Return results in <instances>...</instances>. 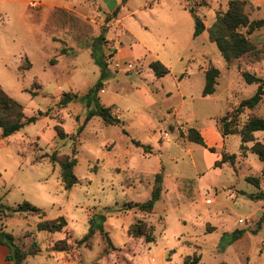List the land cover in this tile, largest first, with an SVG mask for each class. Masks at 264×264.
Segmentation results:
<instances>
[{
  "label": "rangeland",
  "instance_id": "1",
  "mask_svg": "<svg viewBox=\"0 0 264 264\" xmlns=\"http://www.w3.org/2000/svg\"><path fill=\"white\" fill-rule=\"evenodd\" d=\"M229 1L129 0L119 17L128 30L123 45L136 56L123 62L107 45L103 57L113 76L98 93L124 125H107L95 116L77 134L86 106L58 103L63 93L85 95L98 81L101 70L92 47L103 28L113 30V10L121 0H0V88L27 117H39L11 137L4 138L0 130L2 203L17 207L27 201L40 209L0 215V228L13 234L23 251L34 249V243L40 250L23 264H184L193 254L202 256L200 264H264V221L258 226L264 201L249 197L264 192V165L250 151L254 142L243 151L240 136L231 135L226 148L213 145V139L205 148L181 136L189 128L201 132L214 124L221 135L219 119L256 92L257 85L247 84L243 72L264 80V61L246 55L228 67L209 40L208 28L228 10ZM243 1L250 20L264 19V0ZM183 3L193 7L194 24L196 15L208 26L196 39L195 26L190 29L180 15ZM250 40L264 51V29ZM178 53L190 60L180 63ZM157 56L174 74L187 76L182 96L166 103L157 98L153 105L155 90L146 85L143 72ZM200 65L220 70L216 92L208 97L202 96ZM253 117H264V98L240 116V125ZM254 136L264 144V132ZM133 141L151 146V153ZM223 153H235L234 163L218 164ZM53 154L56 161H51ZM64 157L77 160L78 184L69 190L62 179ZM158 173L163 174L162 194L154 210H125L126 204L151 198ZM97 215L106 217V236L96 232L85 242ZM61 216L67 221L62 231L38 230L40 222ZM137 224L151 232L153 243L132 234ZM236 230L245 234L221 252V237ZM65 247L68 251H59Z\"/></svg>",
  "mask_w": 264,
  "mask_h": 264
},
{
  "label": "trees",
  "instance_id": "2",
  "mask_svg": "<svg viewBox=\"0 0 264 264\" xmlns=\"http://www.w3.org/2000/svg\"><path fill=\"white\" fill-rule=\"evenodd\" d=\"M129 0H121L122 4H126ZM191 13H194L193 7L186 5ZM119 12V7L113 12V18H116ZM246 32H243V30ZM264 29V19L250 20L248 14L245 11V2L243 0H230L228 10L225 13H220L216 16V20L213 25L208 28L209 40L216 44L218 50L222 54L228 67H231L237 60L243 56L250 55L254 61H264V51L258 50L253 41L250 40V36L256 31ZM206 31L204 22L197 17L195 21L194 38L199 37ZM107 28H103L101 34L94 40L92 47V58L100 67V77L98 81L89 89L85 95H79L78 93H63L59 101V105L66 107L72 102H81L87 108V116L82 125L78 127L77 134H80L85 125L95 116L100 117L107 125H124V122L115 116L111 108L105 107L99 100L98 93L104 88L105 82L113 76L108 64L103 57L104 48L107 46L106 41ZM115 53V52H114ZM156 77H163L170 73V69L163 65L161 61H153L149 64ZM220 76V70L216 67H210L205 72V86L202 91V96H211L216 92V86L218 84V78ZM247 84H256V92L248 99L242 100L238 107L233 111H228L219 119V128L223 138L231 135H239L241 138V149L247 150L246 144L254 142V145L250 148L251 153L258 156L260 161L264 165V144L261 142H255V133L264 132V117L250 118L246 123L240 125L239 118L246 110H253L257 108L264 98V80L263 78L245 71L242 74ZM41 115V114H39ZM39 119L38 116L27 117L24 113L23 106L7 95L0 88V130L4 138L11 137L21 131L25 126L35 124ZM60 138H65L67 134L60 127L56 128ZM123 133L127 134L123 129ZM182 137H186L191 143H195L202 147L207 148V143L201 132L192 127L187 132H181ZM136 147L143 148L145 153H151V146H145L139 141H133ZM209 150L214 152V147H210ZM236 154H222V159L218 164L234 163ZM56 155L51 156V161H56ZM77 164L75 158L64 157L61 160L62 179L65 185V189L69 190L78 184V179L74 173V167ZM249 181H253L258 185V180L249 178ZM163 174L158 173L155 176V186L151 194V198L144 203H129L125 205V210L138 208L143 212L150 213L154 210L156 203L160 200L162 194ZM249 197L254 201H264V192L259 191L256 194H250ZM40 209L36 206L24 201L17 207L6 206L2 203L0 197V215H6L7 217H13L16 214L23 213H39ZM106 217L104 215H97L93 217L88 234L83 241H87L96 232L106 236L103 223ZM264 221V213L260 219L258 226ZM67 226V221L64 217H59L55 220H47L40 222L37 225L39 231L48 232H60ZM132 234L136 237L144 236L147 243H153L155 238L151 235V232H147V228L142 224H137L132 228ZM245 234V230H236L232 233H226L221 237L219 242V250L225 251L226 248L239 240ZM0 243L9 248V255L7 260L11 264H23L28 256H36L40 250L36 243L33 245L34 249L29 251H23L16 243L13 234L6 232L3 228H0ZM62 252L68 251L67 247L62 248ZM202 256L200 254H193L187 256L184 264H200Z\"/></svg>",
  "mask_w": 264,
  "mask_h": 264
},
{
  "label": "crops",
  "instance_id": "3",
  "mask_svg": "<svg viewBox=\"0 0 264 264\" xmlns=\"http://www.w3.org/2000/svg\"><path fill=\"white\" fill-rule=\"evenodd\" d=\"M126 4H122V6H119L118 15H117L116 18L113 19L114 20V22H113V26H114L113 30L112 29L110 30L109 28H107V32H106V41L108 42L107 45H109L110 47L114 46L115 49H117V52H115L116 53L115 58L118 59V60L121 59L123 62L124 61H128V59L130 57H135L136 56V52H134L130 48H125L124 45H123V38L124 37H128L126 35V33H128L127 32L128 30H126V29H124V27H122V25H121L122 24V22H121L122 20L120 19L119 14H120L123 6L126 5ZM150 5L151 4H149V6ZM116 9H114L113 12ZM180 15L183 18L184 23L187 24L190 29H193L195 24L193 23V19L191 17V12L189 11V9L186 8V5H184V3H183V6H182V12H181ZM206 28H208V26H206ZM206 31H207V29H206ZM193 37H194V35H193ZM208 37H209V35H208ZM194 39H196V38H194ZM184 50L185 49H183V51ZM145 51H147V50H145ZM202 56H204V53L202 54ZM189 57H190L189 55H186L184 53L176 54V59L180 63H184V61H189L190 60ZM155 58L156 59L148 62L147 71L143 72V74L148 77V79L145 80L146 85L147 86H152L153 85V88L155 90L154 93L151 92L152 93L151 102H152L153 105H157L158 104L157 98H160L162 103H166V102H169L174 97L182 96L181 84L183 82L184 77L187 76V72L181 73V75H177V74H174L170 70L169 74H167V75H165L163 77H156L154 71L152 69H150V67H149V64L151 62H153V61H157V59L159 57L157 56ZM161 63L163 65H165L163 60H161ZM166 67H168V66H166ZM202 67H204V68L202 69ZM206 70H207V68H205V66H201V65L199 66V70L198 71H199V73H201L204 76V86H205V72H206ZM203 89H204V87H203ZM150 91H151V89H150ZM143 93H146V90H143ZM200 130H201V134L204 136V138L206 140V143L208 145H210V144L208 143L207 139H213L212 140V144L213 145L219 146V147L221 145H223L226 148L227 138L225 139L219 134V131H218V129H217L215 124L213 126H209L207 128L200 129ZM229 247H232V246H229ZM8 255H9V248L7 246H5V245L0 243V264H11L7 260V256ZM42 263L46 264L47 262L44 261Z\"/></svg>",
  "mask_w": 264,
  "mask_h": 264
},
{
  "label": "built area",
  "instance_id": "4",
  "mask_svg": "<svg viewBox=\"0 0 264 264\" xmlns=\"http://www.w3.org/2000/svg\"><path fill=\"white\" fill-rule=\"evenodd\" d=\"M32 5L34 6V5H36V4H35V3H33ZM105 62H106V63L108 64V66H109V64H110V61H109V60H106ZM115 66H117V67H118V64L116 63V64H115Z\"/></svg>",
  "mask_w": 264,
  "mask_h": 264
},
{
  "label": "water",
  "instance_id": "5",
  "mask_svg": "<svg viewBox=\"0 0 264 264\" xmlns=\"http://www.w3.org/2000/svg\"><path fill=\"white\" fill-rule=\"evenodd\" d=\"M194 16V18H197V16L196 15H193Z\"/></svg>",
  "mask_w": 264,
  "mask_h": 264
}]
</instances>
